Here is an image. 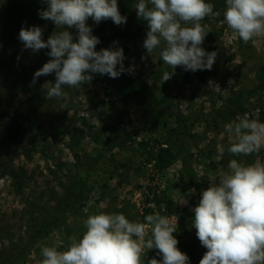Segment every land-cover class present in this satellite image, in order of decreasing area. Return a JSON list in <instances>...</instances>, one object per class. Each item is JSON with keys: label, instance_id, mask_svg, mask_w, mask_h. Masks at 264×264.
<instances>
[{"label": "rangeland", "instance_id": "1", "mask_svg": "<svg viewBox=\"0 0 264 264\" xmlns=\"http://www.w3.org/2000/svg\"><path fill=\"white\" fill-rule=\"evenodd\" d=\"M46 7L41 0H0V115L16 111L20 115L17 122L0 119V135L8 139L0 137V260H15L19 249L29 246L23 262L14 264H39L40 248L59 237L64 242L59 250H64L72 236L79 238L85 231L87 215L122 210L130 221L143 222L144 209L149 208V214L158 212L160 204L156 202L163 199L171 202L173 212L164 216L176 227L175 233L184 227L188 238L200 248L195 228L188 221L194 215L190 209L199 199L192 188H185V179L179 175L181 161L176 158L165 170L155 168L154 161L146 162L148 148L164 136L143 104L130 99L124 100L125 104L118 102L114 89L94 79L77 88L65 87L63 97L52 99L45 98L42 85L54 74L32 83L34 72L50 59L49 50L34 53L24 49L18 34L22 26L35 25L44 29L42 39L47 40L56 29L50 20L38 16ZM224 9L225 0H219L218 12L204 19L218 31L219 39L212 46V52L217 53L215 63L203 81L192 77L183 84L175 75L178 66L173 70L165 65L159 48L147 55L143 48L146 33L130 41L113 40L123 49L125 68L134 63L135 72L109 78H130L135 85H144L145 101L161 102L158 110L170 127H176L177 114L186 118L188 136L179 145L191 160L201 192L218 183L232 159L246 165L264 162V148L251 156L227 152L232 138L224 132L225 124L242 116L263 122L264 87L255 96L247 92L258 85L255 72L264 64V37L244 43L224 22ZM131 12L135 19V5ZM18 17L23 18L20 26ZM87 24L92 30L95 27L91 19ZM68 30L75 39L76 30ZM113 41L106 48L113 46ZM165 71L174 74L162 82ZM163 99L168 103H162ZM231 99L237 101V107L228 103ZM143 142H149V147L140 146ZM218 145L225 149L223 157ZM78 177L95 184L83 216L74 219L65 212L62 201L65 190L77 192L72 181ZM103 185L105 195L101 196ZM54 214H65V225L48 238L35 240V230ZM151 251L153 258H162L156 249Z\"/></svg>", "mask_w": 264, "mask_h": 264}, {"label": "clouds", "instance_id": "2", "mask_svg": "<svg viewBox=\"0 0 264 264\" xmlns=\"http://www.w3.org/2000/svg\"><path fill=\"white\" fill-rule=\"evenodd\" d=\"M47 5L38 16L50 20L55 31L47 40L39 26L21 27L18 39L24 49L39 52L48 49L50 59L33 74L32 83L41 76L53 75L45 81V98H61L65 87L77 88L93 79V74L117 78L122 73L134 74V63L125 68L123 49L113 46L96 50L100 43L87 24L111 20L115 25L126 23L117 0H41ZM138 19L147 23L143 48L151 56H159L171 69L182 66L185 71L211 70L216 52H207L202 45L210 32L205 17L213 14V5L206 0H138ZM227 27L240 40L248 43L264 37V0H225L223 12ZM68 29H75L73 33ZM144 59V57H142ZM173 71H165L162 82ZM232 138L227 152L233 156H251L264 148V122L238 117L224 125ZM223 157L225 149L217 146ZM183 203H187L184 200ZM192 227L200 244L206 249L199 264H264V162L244 164L229 161L218 183L200 194L195 207ZM85 231L72 236L64 250L57 237L51 245L40 248L39 264H144L145 249H156L162 258H152L148 264H188L189 258L177 248L173 236L176 227L167 216L154 212L143 222L130 221L122 213H98L83 220Z\"/></svg>", "mask_w": 264, "mask_h": 264}, {"label": "trees", "instance_id": "3", "mask_svg": "<svg viewBox=\"0 0 264 264\" xmlns=\"http://www.w3.org/2000/svg\"><path fill=\"white\" fill-rule=\"evenodd\" d=\"M136 1L137 0H117L119 12L122 16L126 17V23L119 26L116 25V28L109 27L110 24H114L110 19L101 21L99 24H95L92 32L93 35L97 36L100 40V43L96 46L97 51H99L101 48H106L107 44L110 41H130L131 39L140 38L147 32L148 28L146 21L138 19L137 17H135L134 19V16L132 18L131 9L134 5H136ZM206 2L213 5V13L218 12L219 0H206ZM22 20L23 18L20 19L18 17L16 19V23L20 26L23 24ZM201 24H207L211 31L207 33L200 47H202L207 52H212V46L219 39L218 31H216L215 28L205 20H202ZM207 71L208 70H197L195 72L185 71L182 66H178L175 75L176 78L181 80L183 84H187L190 82L192 77H195L199 81H203L204 75L207 74ZM255 78L258 82V85L256 86L255 90L247 92V95L249 96H255L264 87V64L259 65L258 70L255 72ZM93 79L109 86L111 89H114L118 102L125 104L126 101L124 100L126 99H130V101L136 100L138 101V103L143 104L146 107V109L150 112L157 128L162 132L164 136L163 140H154V145L151 146L150 149L148 148L150 145L149 142L140 143V146H146L148 148V152L146 154V162L154 161L155 168H157L158 170H165L174 162L176 158L179 159L182 163L179 175L182 179H185V188H192L196 192L198 199H200L201 190L197 175L194 172L190 158L187 157L185 148L182 145H179V142L183 141L184 137L188 136V133L186 132L188 128L186 118L181 114H177L174 117L176 127H170L167 124V118H165L160 110H158L157 106L161 104V102H159L158 104L156 101H154V99H150V101L146 102L144 98L145 93L141 92L144 91V85H135L133 79L126 78L123 80H111L108 76L100 78L96 74H93ZM54 80L55 76H53L51 81L54 82ZM22 103L23 102L21 101L19 106H22ZM162 103L165 104L168 103V101L163 99ZM228 103L230 105H234V107H237L235 106L237 104V101L235 99L228 100ZM165 110H168V108H166ZM260 112L262 113V121L264 122V112L262 109ZM232 114L234 115V113ZM2 118H8L9 120L17 122L20 119V115L16 111L14 115H0V119ZM0 137H3L4 140L8 141L7 136L5 137V135H0ZM11 176L13 178L14 175ZM72 183L77 187V192L73 193L70 188L68 189V191L65 190L64 194L66 195L62 202L65 208V212H68L67 214L72 216L74 219H77L83 216L82 211H84V208L86 207L88 196L90 194V191L93 190V185L95 183H87V180L84 177L73 178ZM17 186H20L18 190L20 192L21 185L17 183ZM105 188L106 186L103 185L100 193L101 196L105 195ZM162 202H164L166 205L164 209L161 208ZM156 204L157 206L160 204V206H158V212L161 215H165L166 213L170 214L173 212L171 202L169 200H158ZM150 211L151 210L149 208L144 209V212L141 214L142 220H144V216L148 215ZM116 213L123 214V211L120 210ZM193 216L194 215H191L188 219L191 224ZM66 221L67 218L65 214H54L53 216L49 217L48 220L43 221V223H41L35 230V240H43L48 238L56 230H60L65 225ZM178 230V234H176L175 232L173 233V236L178 240L177 247H181L180 251L186 254L189 258L188 264H199V260L206 252V249L203 246L198 248L196 246V242L193 239L188 238L187 231L184 227L180 226ZM29 251V246L20 248L15 260H8L6 262L5 260H7V258L5 257L0 260V264H14L16 262L20 263V261L23 262V259L29 253ZM152 255L153 253L151 250L145 249L144 254H142L141 257L142 261H144V264H148V260L153 258Z\"/></svg>", "mask_w": 264, "mask_h": 264}]
</instances>
